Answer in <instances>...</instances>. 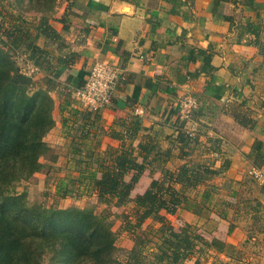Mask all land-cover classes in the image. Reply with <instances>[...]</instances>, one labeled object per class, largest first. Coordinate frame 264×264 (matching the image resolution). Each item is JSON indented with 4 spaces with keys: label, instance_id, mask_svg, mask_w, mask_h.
I'll return each mask as SVG.
<instances>
[{
    "label": "crops",
    "instance_id": "obj_1",
    "mask_svg": "<svg viewBox=\"0 0 264 264\" xmlns=\"http://www.w3.org/2000/svg\"><path fill=\"white\" fill-rule=\"evenodd\" d=\"M68 4H60L57 15L65 17L66 30L74 37L72 51L78 56L64 71L60 82L64 90L73 92L82 85L100 60L116 64L121 74L111 104L91 113L98 116L93 135L99 145L89 152L96 156L118 147L120 140L113 133L126 131L138 119L143 129L135 144L149 134L161 147L166 142L176 158L179 132L188 131L185 158L190 161L200 148V175L206 168L216 174L208 205L222 200L210 230L240 251L250 238L264 243V184L252 174L254 167L264 166V54L246 28L247 23L259 24V39L264 41V0H257L255 9L222 2L216 13L212 0H193L180 13H171L164 0H73L69 8ZM51 22L58 31L64 27L59 28L56 18ZM187 96L195 98L198 107L185 118L182 103ZM79 104L73 97L71 107L80 108ZM208 183L200 185L202 195ZM186 213L194 219L193 212Z\"/></svg>",
    "mask_w": 264,
    "mask_h": 264
},
{
    "label": "trees",
    "instance_id": "obj_2",
    "mask_svg": "<svg viewBox=\"0 0 264 264\" xmlns=\"http://www.w3.org/2000/svg\"><path fill=\"white\" fill-rule=\"evenodd\" d=\"M30 1L32 4L34 1L39 3L38 6L46 4L48 8H53L57 2ZM65 1H69V8L73 0ZM164 1L171 5V13H180L181 8L193 0ZM222 2L257 8V0H212L214 13ZM9 5V0H0V196H3L0 201V264H38L43 252L48 249L58 253L59 259L68 264H183L184 258L193 252L199 240L212 246L218 253L232 257L239 253V248L233 243L219 238L207 240L196 232L192 223H186L179 231L176 230L163 213H175L179 208L191 210L192 205L193 208L206 206L213 185L207 186L202 200H198L200 202L197 198H191L187 191L190 188L198 189L199 185L209 180L211 174H215L214 170L206 168L200 175L196 173V167H190L188 163L179 165L176 170L163 167L162 177L153 178L150 185L133 199L132 193L150 163L161 161L165 164L173 159L171 149L163 151L160 142L149 134L142 135L135 144L137 133L143 129L138 119L132 120L126 131L116 130L113 133L112 136L119 139L120 144L118 147L110 146L103 152L106 157L100 160L98 168L92 170L88 164L79 170V174L83 181H87V188L100 199L116 198L118 205L133 199L139 223L148 218L158 221L160 239L154 247L149 248V240L136 235L138 246L133 248L129 258L118 260L114 235L104 213L79 207L35 211L40 207L29 206L22 196L10 195L9 188L14 187L16 178H29L43 168L44 163L40 158L50 146L45 141V135L56 124L53 115L55 101L50 91L62 82L65 69L76 62L78 54L71 50L57 55L55 60L49 58L51 51L37 44L36 40L41 36L52 43L63 40L61 32L51 22V16L43 13L37 18L28 19L22 13L10 10ZM225 18L233 21L231 16ZM68 28L69 25L65 24L64 29ZM246 28L255 34L254 44L264 54V41L259 39L261 26L247 23ZM5 48L30 51L26 58L45 73L38 77L39 83L21 71ZM206 60L209 63V57ZM67 78L71 80L72 76ZM33 83L44 87L30 94L28 89L34 86ZM66 93V100L60 105L62 112L74 109L71 107L72 92ZM82 109L89 114L99 111ZM88 133L89 129L83 138H87ZM178 138L181 157L191 136L188 131L180 130ZM82 144L84 147L87 145L85 142ZM82 150L83 147L73 149L76 155L81 154ZM87 155L89 161L95 156L93 151ZM71 159L77 165L84 160L81 155ZM55 259L57 261L56 256Z\"/></svg>",
    "mask_w": 264,
    "mask_h": 264
},
{
    "label": "rangeland",
    "instance_id": "obj_3",
    "mask_svg": "<svg viewBox=\"0 0 264 264\" xmlns=\"http://www.w3.org/2000/svg\"><path fill=\"white\" fill-rule=\"evenodd\" d=\"M65 0H57L56 6L53 8H48L45 6H38L39 3L32 4L30 0H9V9L16 12L22 13L28 19H34L41 14L46 13L51 16V20L59 22V28L61 25L67 24L66 19L63 20L64 16L57 15V9ZM155 1V0H154ZM41 8V9H40ZM45 9V10H42ZM63 40L57 42H50L44 36H41L36 40L37 44L42 47L49 49L51 52L49 58L56 59L57 55L65 54L72 50V44L74 43V37L70 33V29H63L60 31ZM264 37V32H263ZM52 41V40H51ZM11 59L16 63V65L21 68V71L28 76H32V80L38 82L40 76H43L44 71H40L39 67L35 66L32 61L27 59L26 55H29L30 51L26 49H14L5 48ZM32 67H37V71L32 72L30 70V65ZM63 80V79H61ZM39 83V82H38ZM63 83H59L60 89H52L50 91L51 96L54 98L55 108L53 110V115L56 120L54 127L45 135V141L50 145L46 154L41 156L40 161L44 163L43 168L40 172L32 175L29 178H16L13 182L14 187L9 188L10 195L22 196L24 202L32 207H40L39 210L49 209L53 207L58 208H87L93 209L96 213H101L106 215L108 225L110 226L114 239H115V256L118 260L124 261L131 255L134 247L138 246L136 241V235L141 236L149 240V248L155 246L159 242V237L157 232L160 227L158 221L148 218L147 220L139 223L136 216V207L133 199L134 196L139 192H143L151 183L153 178L162 177L161 169L163 167L170 168L171 170H176V168L184 163H188L190 167H196V173L200 174V148H196L191 154V160L185 156H179L176 158H171L165 164L162 162H153L148 166L147 170L144 172L139 185L134 189L132 193L133 199L127 200L123 204L118 205L116 203V198L114 199H100L94 192L89 190L86 186L87 181H83L80 177L79 170L85 168L88 164L90 169L94 170L99 167L100 160L105 159L106 155L98 153L100 150L96 149L98 153L96 156L92 157L90 161L87 159L89 150L93 149L98 142V136H94L93 131V121H98V116L94 114H89L82 107L75 108L73 111H61L59 104L65 102L67 96V89L64 90L65 86ZM30 86L29 93L32 94L40 87L37 84H32ZM62 88V90H61ZM72 90V89H71ZM71 93V92H70ZM71 96L75 97V92L71 93ZM72 100V97H71ZM60 102V103H59ZM78 106V105H77ZM87 109V108H86ZM75 110V111H74ZM65 120H67L65 122ZM86 125L83 128V125ZM100 126V125H99ZM89 129L88 138H83L86 131ZM92 137V138H91ZM91 138V139H90ZM82 142L87 145L84 147ZM195 143V142H194ZM162 145V144H160ZM167 143H164L162 150H166ZM76 147H83L82 162L75 164L72 161V157H76V153L73 151ZM101 149V147H99ZM108 148V147H107ZM57 155V156H55ZM154 153L152 154V156ZM152 158V157H151ZM186 160V161H185ZM75 165V167L73 166ZM154 172V173H151ZM100 175V173H98ZM216 174H211V179H209V186L214 185V176ZM207 181V182H208ZM203 185V184H201ZM228 189V188H227ZM199 190H203V186L198 187V189L190 188L187 191L191 198H197V201L202 198V193ZM214 193L215 189L212 186ZM226 191V189L224 188ZM223 190V194L228 196V192ZM8 194V193H7ZM223 195L222 198H225ZM3 199V196H0ZM193 201V200H192ZM222 200H219L215 206L212 203H206V206H195L192 209L179 208L175 213H165L169 223L176 229L180 230L181 227L185 226L186 223H192L193 228L196 232L202 234L207 240L211 241L213 238H217L213 231L210 230L215 226L214 212L220 211ZM249 202V200H245ZM244 201L243 205H247ZM200 202V201H198ZM255 207V205H253ZM245 206L244 210H246ZM196 209V210H195ZM253 209V208H251ZM193 212L195 214L194 219H190V216L186 211ZM197 211V212H196ZM254 212V209H253ZM247 213H245L246 215ZM35 218V217H34ZM208 221V222H207ZM258 241V240H257ZM255 241L250 238L243 243L245 249H241L239 253H235L232 256H228L223 253H218L212 246H208L202 240L197 242L196 247L193 252L189 253L183 261V264H264V243L262 240ZM260 243V244H258ZM257 250V252H256ZM56 254V255H55ZM57 258V261L55 259ZM61 258V257H60ZM38 264H68L59 259L58 253L52 249H48L41 255ZM73 264V263H69Z\"/></svg>",
    "mask_w": 264,
    "mask_h": 264
},
{
    "label": "built area",
    "instance_id": "obj_4",
    "mask_svg": "<svg viewBox=\"0 0 264 264\" xmlns=\"http://www.w3.org/2000/svg\"><path fill=\"white\" fill-rule=\"evenodd\" d=\"M29 67L32 72L37 71V67H32V64ZM120 78V69L116 64L97 61L90 68L84 83L74 90L75 99L89 110H100L111 104ZM197 107L198 101L195 98L185 97L182 103L183 116L190 117ZM252 174L264 184V166L254 167Z\"/></svg>",
    "mask_w": 264,
    "mask_h": 264
}]
</instances>
